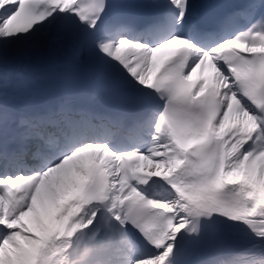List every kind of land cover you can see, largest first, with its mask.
<instances>
[{
	"label": "snow or ice",
	"instance_id": "obj_1",
	"mask_svg": "<svg viewBox=\"0 0 264 264\" xmlns=\"http://www.w3.org/2000/svg\"><path fill=\"white\" fill-rule=\"evenodd\" d=\"M144 7L0 0V264H186L219 218L264 264V0Z\"/></svg>",
	"mask_w": 264,
	"mask_h": 264
},
{
	"label": "bare ground",
	"instance_id": "obj_2",
	"mask_svg": "<svg viewBox=\"0 0 264 264\" xmlns=\"http://www.w3.org/2000/svg\"><path fill=\"white\" fill-rule=\"evenodd\" d=\"M195 3L199 7L200 0H195ZM62 70H68V68L66 66H64L63 63H58L55 66L45 68L39 72H33L31 70H28V69H24V72H25V75L28 77L30 82H35L38 86L44 87V86H47V84H48V77L50 76V75H48L49 71H62ZM161 171H163V170H161ZM261 194L264 195V189H261ZM242 256L244 258L238 260L235 263L240 264L241 262H244L246 264H251L250 258L248 256H244V255H242ZM236 257H237V259L239 258L238 255Z\"/></svg>",
	"mask_w": 264,
	"mask_h": 264
}]
</instances>
